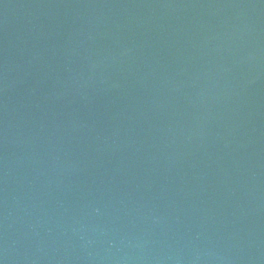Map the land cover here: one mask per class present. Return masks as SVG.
Listing matches in <instances>:
<instances>
[{
    "label": "water",
    "instance_id": "water-1",
    "mask_svg": "<svg viewBox=\"0 0 264 264\" xmlns=\"http://www.w3.org/2000/svg\"><path fill=\"white\" fill-rule=\"evenodd\" d=\"M0 264H264V0H0Z\"/></svg>",
    "mask_w": 264,
    "mask_h": 264
}]
</instances>
